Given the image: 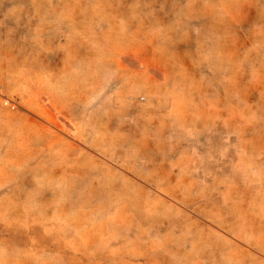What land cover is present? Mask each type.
<instances>
[{
    "label": "rangeland",
    "instance_id": "374dc122",
    "mask_svg": "<svg viewBox=\"0 0 264 264\" xmlns=\"http://www.w3.org/2000/svg\"><path fill=\"white\" fill-rule=\"evenodd\" d=\"M0 264H264V0H0Z\"/></svg>",
    "mask_w": 264,
    "mask_h": 264
},
{
    "label": "crops",
    "instance_id": "0c3cea01",
    "mask_svg": "<svg viewBox=\"0 0 264 264\" xmlns=\"http://www.w3.org/2000/svg\"><path fill=\"white\" fill-rule=\"evenodd\" d=\"M181 158H184V157H182L181 155H177V159L176 160H180ZM195 158L196 157L190 155L188 157V161L192 162L193 160H195Z\"/></svg>",
    "mask_w": 264,
    "mask_h": 264
}]
</instances>
